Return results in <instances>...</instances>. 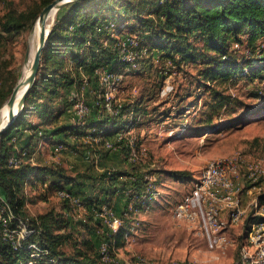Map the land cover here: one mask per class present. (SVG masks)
<instances>
[{
    "label": "trees",
    "instance_id": "16d2710c",
    "mask_svg": "<svg viewBox=\"0 0 264 264\" xmlns=\"http://www.w3.org/2000/svg\"><path fill=\"white\" fill-rule=\"evenodd\" d=\"M53 1L40 0L37 9L26 13L7 12L0 18V36L19 34L29 20V28L33 27L44 7ZM114 32L139 36L147 56L135 65L123 62L113 46ZM156 61L160 67L154 71L160 83H156L155 90L139 99L117 103V114L108 112L99 98L96 69L109 68L124 80L132 72H153ZM191 67L196 73H188ZM176 72L184 73L188 80L175 87L172 107L164 111L151 107L165 79ZM86 78L90 79L91 91L95 90L93 109L87 101L90 112L86 119L63 125L71 106L68 93L74 87L82 88ZM240 80L262 86V93L255 95L261 102L224 123L237 103L229 88ZM12 89L10 86L4 96L0 94V108ZM152 116H159L163 122L169 120L181 134L191 135L216 132L226 125L237 127L239 121L242 126L264 119V0H81L62 8L24 109L0 138V205L6 203L12 211L7 231L20 230L23 221L33 231L15 248L0 229V264H106L95 246L107 242L110 247L114 241L122 244L136 228L139 214L151 207L157 194L159 180L150 181L129 161L128 139L117 142L131 122L139 128ZM25 130L37 139L63 135L55 142L84 156L91 152L106 160L110 155H120L127 168L110 167L97 175L74 176L59 165H35L31 157L13 166L9 161L19 149V136ZM107 142H112L113 148H107ZM169 174L177 179L189 175L186 171ZM85 179L91 182V188ZM46 184L48 191L67 189L83 198L86 211L80 221L81 231L72 229L73 221L64 210L55 208L27 221L26 185ZM128 190L132 193L126 195ZM117 197L124 198L120 210L114 206ZM258 198L264 207V192ZM104 205L116 209L122 220L117 233L99 216ZM80 232L90 236H77ZM32 244L40 251L31 248ZM69 245L72 250H67ZM109 253H113L112 247Z\"/></svg>",
    "mask_w": 264,
    "mask_h": 264
},
{
    "label": "rangeland",
    "instance_id": "374dc122",
    "mask_svg": "<svg viewBox=\"0 0 264 264\" xmlns=\"http://www.w3.org/2000/svg\"><path fill=\"white\" fill-rule=\"evenodd\" d=\"M39 6L40 0H0V18L7 12L26 13ZM30 22L31 20L19 34L7 36L8 39H5L7 38L5 35L4 38L0 36L1 97L10 86H13L14 89L23 75L25 54L30 45L34 27L29 28ZM155 63L153 72L149 74L145 72L140 74L138 71L128 74L116 91V99L121 102L135 100L143 94L154 91L156 83H160L155 72L160 64L158 61ZM135 67L138 68V65ZM187 71L196 73L193 67L188 68ZM187 78L184 73L176 72L169 75L164 81V87L169 85L173 87V90L166 94H162L161 90L156 101L152 102L150 106L160 107L161 111L171 108L175 99V87L178 88L181 84L185 85ZM86 79L88 80L85 87L91 84L90 79ZM262 89V86L257 83L252 84L243 80L232 85L229 88V93L236 97L237 103L231 116H225L224 123L231 117L255 109L261 102V99L255 95L262 93ZM79 90L76 88L75 92H79ZM100 91L101 87H99V94ZM85 100L87 101L86 96ZM6 102L0 108V115ZM150 119L152 120L134 129L132 134L136 141L137 157L135 160L130 159L129 161L142 169V173H146L150 181L159 180L157 194L151 207L144 209L139 214L136 228L125 237L122 244L118 245L116 241L111 243L110 247H112L113 253L110 254L111 261L106 264H134L139 258L150 264H238L241 248L249 230V222H255L250 208L239 224L228 226L227 233L230 244L215 251L209 249L206 239L201 234L175 220L173 211L176 205L192 191L209 160L234 155H241L247 161L264 159V119L252 120L242 126L239 121L236 122L237 127L226 125L216 132H202L197 135L181 134L180 129L175 128L174 123L169 120L163 122L159 116H152ZM70 150L72 151V149ZM93 154L91 152L85 154L89 157V160H86L84 154H82V159H77L67 152L53 154L47 150L42 159H37V157L36 159L42 165L57 164L74 176L84 173L97 175L106 168H119L123 164L116 159L115 155L108 160H100ZM122 167L127 168L125 164ZM169 171H186L189 175L186 178L177 179L172 177ZM84 182L88 188H91L88 186L91 183L88 179H85ZM58 190L48 191V187H42V185L27 187L25 192L28 199L25 212L27 221L53 208L63 211L67 203L58 197ZM261 192H264V184L256 188L247 187L243 193V198L247 196L244 201L245 206H248L252 199ZM80 198L83 200L82 197ZM118 205L121 207V204ZM112 210L117 214L116 209L112 208ZM85 211L86 209L83 208L78 216L79 221H73L72 229L75 227L79 231L82 230L80 221L83 220ZM103 223L107 227L105 221ZM24 227L29 229L25 221L21 222V230ZM78 235L86 237V239L90 236L87 232H80ZM95 245L97 244L95 243ZM95 247L101 254V245ZM66 248L72 250L73 246L69 245Z\"/></svg>",
    "mask_w": 264,
    "mask_h": 264
},
{
    "label": "built area",
    "instance_id": "2783aa9c",
    "mask_svg": "<svg viewBox=\"0 0 264 264\" xmlns=\"http://www.w3.org/2000/svg\"><path fill=\"white\" fill-rule=\"evenodd\" d=\"M112 38L115 39L114 49L123 62L135 65L138 59L148 54L147 49L142 46V40L137 35H121L114 32ZM95 77L98 86L101 87L99 98L103 100L108 112L117 114L118 109L115 105L119 100L116 99L115 94L122 83V75L109 68L101 67L96 69ZM172 90L173 87L167 85L161 93L166 94ZM69 100L79 121L85 120L90 109L84 93L72 92ZM134 129L135 126L131 122L117 137V142L124 138L128 139L131 160H135L137 157L136 141L132 134ZM42 144L43 141L40 146ZM106 147L113 148V143L107 142ZM64 149L65 146L62 145L56 148L59 152ZM30 157L31 154L27 149L19 148L9 162L17 167ZM261 184H264V159L247 161L241 155L211 159L203 168L192 191L176 205L173 216L178 222L186 224L190 229L201 234L206 239L209 249L215 251L230 244L227 233L228 226L239 224L250 208L255 222H249V230L241 248L238 264H264V207L260 205L258 196L254 197L248 206H245L243 198L244 190L247 187L256 188ZM130 193L132 190H128V194ZM57 195L67 203L66 216L71 221H79V214L83 208L86 209L83 200L67 189H59ZM0 198H2L1 195ZM4 213H7V216ZM99 216L104 219L114 233L118 232L122 220L113 212L112 208L104 205ZM11 217V207L6 203L3 206L0 205V229L5 232L10 243L17 248L33 231L26 227L21 230L20 226V230L13 233L8 232L7 224ZM30 247L37 252L40 251L35 244ZM100 253L104 262L111 261L107 242L101 244ZM29 264H33V262L31 261ZM134 264L150 263L139 258Z\"/></svg>",
    "mask_w": 264,
    "mask_h": 264
},
{
    "label": "water",
    "instance_id": "95a60500",
    "mask_svg": "<svg viewBox=\"0 0 264 264\" xmlns=\"http://www.w3.org/2000/svg\"><path fill=\"white\" fill-rule=\"evenodd\" d=\"M77 1H81V0H54L49 5L44 7V9L41 11L35 23L36 25L39 26V30H40V39L37 46V50L34 53L32 63L30 65L29 73L23 79L22 78L19 79L9 99L6 102L7 105L9 106L6 113L7 122L0 129V138L2 134L11 127V125L15 122V120L23 111L26 103L27 95L31 87L35 83L41 65L42 53L48 43L52 26L56 19L53 18L52 16L53 12H57L62 8L66 7L67 5ZM34 30H35V25L32 31ZM30 54H31V46L29 45L25 54V65L29 62ZM20 91H21V95H19Z\"/></svg>",
    "mask_w": 264,
    "mask_h": 264
},
{
    "label": "crops",
    "instance_id": "0c3cea01",
    "mask_svg": "<svg viewBox=\"0 0 264 264\" xmlns=\"http://www.w3.org/2000/svg\"><path fill=\"white\" fill-rule=\"evenodd\" d=\"M85 85L82 88H79L80 89L79 92L84 93V95L87 97V101H89V103L91 104V108H92V106H94V102H95V100H94L95 99L94 98L95 90H93L94 91L93 92V91H91V88H90L91 85H88L87 87H85ZM75 90H76V88L74 87L68 93V101H69V103H70L69 97H70L72 92H75ZM119 103H121V100L118 101V104ZM71 106H70V108H68V110H67V112H66V114H65V116L63 118V121H62L63 125H68L69 126V125H74V124H78V123L81 122V121H79V118H78L77 113L75 112L74 108H72ZM37 121L38 120H36V122ZM30 135H31V132L29 130H25L24 133L19 136L18 143H19V148L27 149L30 152L32 163L35 164V165H42V163L39 162L37 159H42V156L44 155V152L47 151V150L52 152L53 154H58V153L61 154V153L67 152V153H70L73 158H77V159L78 158H80V159L83 158V156L81 154H78L77 152L75 153L73 150L71 151L67 147H65V149L63 151H61V152L56 150V148L61 146V145L57 144L55 141H56V139L63 138V135L51 136V138L48 139V140H46L44 138H42V139L41 138H39V139L32 138ZM41 141H43L42 146H40ZM36 157H37V159H36ZM94 157H96L97 159L103 160L101 155L100 156L94 155ZM110 157H111V155L106 160H108ZM115 157H116L117 160H119V161H121L123 163V160H121L122 157H120V155H116ZM84 159L89 160V157L88 156H84ZM53 165L56 166L57 164H53ZM122 166H123V164L121 165V167ZM27 187H29V185H26L25 192H26ZM126 195H128V193ZM125 197H127V196H125ZM245 198H247V196H244V201H245ZM122 199H124V198H122ZM122 199H121V197H117L115 202H114V206L118 210H120L121 207L123 206ZM118 204H121V207H119ZM64 210H65V208H64Z\"/></svg>",
    "mask_w": 264,
    "mask_h": 264
},
{
    "label": "bare ground",
    "instance_id": "6f19581e",
    "mask_svg": "<svg viewBox=\"0 0 264 264\" xmlns=\"http://www.w3.org/2000/svg\"><path fill=\"white\" fill-rule=\"evenodd\" d=\"M58 13H59V11L53 12V14H52L53 18H56V16L58 15ZM39 39H40L39 26L35 24V30L32 32V35H31V38H30L31 54H30L29 62L24 66L23 75L21 77L22 79L29 73L30 65L32 63V59H33L34 53L37 50V46H38V43H39ZM19 95H21V91H20V94ZM8 107L9 106L6 103V105L4 106V108L2 110V113L0 115V129L7 122V115H6V113H7Z\"/></svg>",
    "mask_w": 264,
    "mask_h": 264
}]
</instances>
